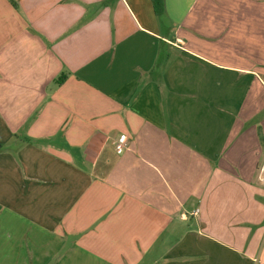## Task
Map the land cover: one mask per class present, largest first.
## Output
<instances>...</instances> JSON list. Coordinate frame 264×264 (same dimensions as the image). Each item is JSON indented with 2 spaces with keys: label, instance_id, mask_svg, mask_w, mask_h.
<instances>
[{
  "label": "crops",
  "instance_id": "1",
  "mask_svg": "<svg viewBox=\"0 0 264 264\" xmlns=\"http://www.w3.org/2000/svg\"><path fill=\"white\" fill-rule=\"evenodd\" d=\"M263 163L264 0H0V264H264Z\"/></svg>",
  "mask_w": 264,
  "mask_h": 264
},
{
  "label": "trees",
  "instance_id": "2",
  "mask_svg": "<svg viewBox=\"0 0 264 264\" xmlns=\"http://www.w3.org/2000/svg\"><path fill=\"white\" fill-rule=\"evenodd\" d=\"M155 10L158 16L164 13V0H154Z\"/></svg>",
  "mask_w": 264,
  "mask_h": 264
},
{
  "label": "built area",
  "instance_id": "3",
  "mask_svg": "<svg viewBox=\"0 0 264 264\" xmlns=\"http://www.w3.org/2000/svg\"><path fill=\"white\" fill-rule=\"evenodd\" d=\"M127 142L126 143H116L115 144V148H116V151L117 152H121L123 149H125L126 147H127ZM261 173H264V163H263V165H262V167H261ZM263 181H264V179H263Z\"/></svg>",
  "mask_w": 264,
  "mask_h": 264
},
{
  "label": "rangeland",
  "instance_id": "4",
  "mask_svg": "<svg viewBox=\"0 0 264 264\" xmlns=\"http://www.w3.org/2000/svg\"><path fill=\"white\" fill-rule=\"evenodd\" d=\"M258 214H259V215H263V214H264V208H259V210H258Z\"/></svg>",
  "mask_w": 264,
  "mask_h": 264
}]
</instances>
